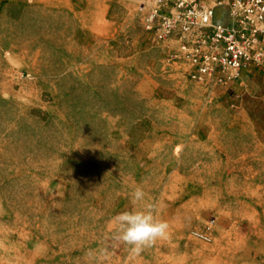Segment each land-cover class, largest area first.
<instances>
[{
	"label": "rangeland",
	"instance_id": "obj_1",
	"mask_svg": "<svg viewBox=\"0 0 264 264\" xmlns=\"http://www.w3.org/2000/svg\"><path fill=\"white\" fill-rule=\"evenodd\" d=\"M145 1L0 0V264H264V58L195 82ZM137 186L170 228L133 254Z\"/></svg>",
	"mask_w": 264,
	"mask_h": 264
},
{
	"label": "built area",
	"instance_id": "obj_2",
	"mask_svg": "<svg viewBox=\"0 0 264 264\" xmlns=\"http://www.w3.org/2000/svg\"><path fill=\"white\" fill-rule=\"evenodd\" d=\"M221 7L228 21L216 20ZM143 26L157 41L174 42L167 60L186 66L198 83H232L264 58V0H146Z\"/></svg>",
	"mask_w": 264,
	"mask_h": 264
},
{
	"label": "clouds",
	"instance_id": "obj_3",
	"mask_svg": "<svg viewBox=\"0 0 264 264\" xmlns=\"http://www.w3.org/2000/svg\"><path fill=\"white\" fill-rule=\"evenodd\" d=\"M134 205H142L140 209L119 213L115 219L119 225L117 238L130 247L133 254H138L145 247L154 244L158 239L167 238L169 224L154 216V205L146 202V193L137 186L130 194Z\"/></svg>",
	"mask_w": 264,
	"mask_h": 264
}]
</instances>
